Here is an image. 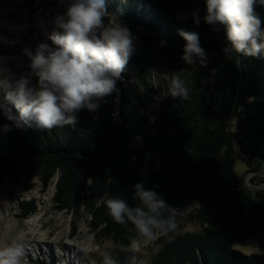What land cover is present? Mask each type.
Masks as SVG:
<instances>
[{
    "label": "trees",
    "instance_id": "1",
    "mask_svg": "<svg viewBox=\"0 0 264 264\" xmlns=\"http://www.w3.org/2000/svg\"><path fill=\"white\" fill-rule=\"evenodd\" d=\"M105 3L135 37L134 51L116 84L118 93L101 100L95 112L81 110L75 126L51 130L17 126L5 115L10 109L18 116L16 109L10 103L0 105V189L8 183L28 191L36 178L45 190L54 180L57 210L73 213L74 222L85 216L97 237L126 247L136 233L129 230L131 225L113 221L105 199L139 206L134 195L139 184L175 209L171 215L176 220L187 217L202 225L197 232L163 235L147 264H264L263 255L236 246L264 228L256 223V214L264 210V56L233 52L226 57L222 49L230 45L225 29L203 21V0ZM194 11L199 12V25L193 23ZM255 12L264 30L259 0ZM180 29L199 34L206 67L181 59L185 41ZM41 43L56 47L29 38L17 45L16 53H34ZM161 67L180 76L189 73L188 95H167L150 120L135 110V103L148 98V78ZM235 160L254 173L250 185L236 171ZM18 206L22 219L36 211L33 198L20 200Z\"/></svg>",
    "mask_w": 264,
    "mask_h": 264
},
{
    "label": "clouds",
    "instance_id": "2",
    "mask_svg": "<svg viewBox=\"0 0 264 264\" xmlns=\"http://www.w3.org/2000/svg\"><path fill=\"white\" fill-rule=\"evenodd\" d=\"M258 0H203V21L221 25L229 47L222 49L226 57L233 52L243 56H264V30L255 12ZM264 4V0H259ZM193 23L199 25L198 11L192 13ZM49 39L56 46L39 44L35 52L25 50L29 75L14 78L0 69V92L18 116L5 115L17 126L34 124L37 128L51 130L56 127L75 126L81 110L95 112L100 101L118 93L117 81L121 79L128 60L134 51L135 37L130 29L108 11L105 0H69L62 14L54 19ZM185 41L181 59L189 66L206 67L208 56L200 45L199 34L178 30ZM161 41V44H165ZM36 78L35 84L32 77ZM172 98H187L186 82L178 74L164 90ZM117 103L118 98H117ZM139 206H130L119 198H106L109 216L121 225H131L140 241L150 243L159 235L175 232L178 225L163 198L151 190L135 185ZM169 212L168 216L165 213ZM23 237H0V264H27ZM103 264H116L105 255Z\"/></svg>",
    "mask_w": 264,
    "mask_h": 264
},
{
    "label": "rangeland",
    "instance_id": "3",
    "mask_svg": "<svg viewBox=\"0 0 264 264\" xmlns=\"http://www.w3.org/2000/svg\"><path fill=\"white\" fill-rule=\"evenodd\" d=\"M68 3L69 0H0V55L9 59L6 73L14 78L30 74L28 57L16 53L19 49L17 45L29 38H39L41 41L52 43L48 37L53 30L58 31L54 28V19L65 11ZM6 22H12L11 24L19 27L9 30L4 26ZM188 74L182 72L181 77L184 81L188 79ZM176 75L178 73H170L165 67L153 71L148 78V98L138 100L135 103V110L140 115H147L150 120L153 119L155 116L153 110L167 96L162 93L170 87L171 79ZM35 82L36 78L33 76L32 83ZM143 91L141 86L137 88L140 95ZM5 103L8 102L0 92V105ZM234 166L250 185L249 177L254 173L247 171V167L238 160L234 161ZM54 183L53 180L43 190L39 181L33 178L32 188L28 191L18 185L11 187L8 183L0 189V192L3 189L5 191L0 205V234L23 237L27 244L25 250L27 264H64V259L69 260L66 264H103L105 255L111 256L116 264H147L153 253L160 248L163 235H159L150 243L143 241L137 243L139 238L136 235L126 247H119L110 239L97 237L85 216H80L79 220L74 222L73 213L59 211L54 207L52 201ZM32 198L35 199L36 211L27 217L34 214L39 216L35 225L37 230L33 233L24 222L27 217L24 219L19 217L18 206L20 200ZM256 217V223L264 226V210L258 212ZM175 221L178 228L174 233L197 232L202 228L200 222L187 217ZM21 233L24 234L21 236ZM236 246L247 254L257 253L264 256V228L247 242Z\"/></svg>",
    "mask_w": 264,
    "mask_h": 264
},
{
    "label": "bare ground",
    "instance_id": "4",
    "mask_svg": "<svg viewBox=\"0 0 264 264\" xmlns=\"http://www.w3.org/2000/svg\"><path fill=\"white\" fill-rule=\"evenodd\" d=\"M12 23V22H11ZM11 23H9V22H6V23H4V26L6 27V28H8L9 30H11V29H18V27L17 26H14L13 24H11ZM1 39V38H0ZM0 42H1V40H0ZM8 60L9 59H7V57H5V56H3V55H0V69H4V70H6L7 69V67H6V65H7V62H8ZM4 196H5V191H4V189H3V191H1L0 192V205H2L1 203L3 202V198H4ZM1 218V217H0ZM5 218V217H4ZM3 219V218H2ZM38 220H39V216H38V214H34V215H32V216H30V217H27L25 220H24V222H25V224L27 225V227L29 228V231H31L32 233L35 231V230H37L36 228H35V225L37 224V222H38ZM1 221V220H0ZM7 222V221H6ZM8 224V223H7ZM43 233V232H42ZM24 233H21V236L23 235ZM44 235H45V232H44V234H42V238H44ZM0 237H3L2 236V234H0ZM38 244V243H37ZM37 248H38V246H37ZM27 248H25V250H26ZM69 260L68 259H64V264H66L67 262H68Z\"/></svg>",
    "mask_w": 264,
    "mask_h": 264
},
{
    "label": "water",
    "instance_id": "5",
    "mask_svg": "<svg viewBox=\"0 0 264 264\" xmlns=\"http://www.w3.org/2000/svg\"><path fill=\"white\" fill-rule=\"evenodd\" d=\"M54 184H55V183H54ZM3 186H4V185H3ZM3 186H2V187H3Z\"/></svg>",
    "mask_w": 264,
    "mask_h": 264
}]
</instances>
